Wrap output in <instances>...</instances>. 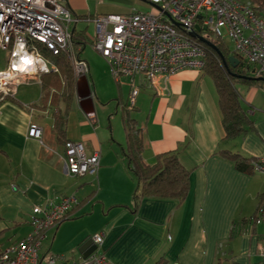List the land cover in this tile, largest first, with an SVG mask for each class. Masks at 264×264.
Masks as SVG:
<instances>
[{"label":"crops","instance_id":"obj_1","mask_svg":"<svg viewBox=\"0 0 264 264\" xmlns=\"http://www.w3.org/2000/svg\"><path fill=\"white\" fill-rule=\"evenodd\" d=\"M119 11L103 13L130 10ZM71 12L79 17L76 23L102 14ZM84 46L73 49L88 73L80 79L73 75L64 140L82 142L88 155L98 151L100 165L95 174L81 176L65 171L63 142L53 132V112L63 110L65 102L43 99L41 81L51 83L52 61L37 47L6 49L7 68L25 56L32 61L24 69L16 65L14 79L0 92V251L32 231L29 216L35 205L74 195L77 204L47 231L41 255L77 260L91 236L102 232V250L112 264H264L263 226L259 231L260 225L249 221L264 198V173L246 161L264 155V104L257 101L260 94L264 99V86L233 83L253 124L224 139L216 86L201 69L160 77L156 89L141 85L128 109L129 91L122 92V82L115 86L103 57L86 54ZM129 119L142 131L145 164L173 152L189 170L182 201L146 194L135 199L137 182L125 157ZM32 124L41 130L40 138L28 135ZM224 150L238 154L242 168L223 157Z\"/></svg>","mask_w":264,"mask_h":264},{"label":"built area","instance_id":"obj_2","mask_svg":"<svg viewBox=\"0 0 264 264\" xmlns=\"http://www.w3.org/2000/svg\"><path fill=\"white\" fill-rule=\"evenodd\" d=\"M137 1L150 6L151 11L131 9L124 14L102 13L87 18L94 23L92 48L108 64L114 81L120 83L124 78L129 85L128 109L132 108L141 85L156 89L160 77L203 67L205 50L195 41L201 42L198 37L208 40L207 36H211L224 42L228 39L243 68L252 77L264 78V14L251 5L241 0ZM78 20L57 0H0V49L43 44L53 54L64 53L75 78L80 79L87 75L88 65L74 54L73 27H69ZM193 32L197 37L190 35ZM16 65L10 64L5 72H0V92H5L4 86L14 79ZM28 135L40 138L41 130L32 124ZM63 146L61 160L67 174L97 172L98 151L86 154L79 141L67 140ZM251 164L254 170L264 173V155L253 158ZM77 202L74 195H69L57 202L35 205L29 216L32 231L0 251V264H112L102 250V232L91 236L95 249L86 257L69 261L51 253L40 254L47 231L66 219ZM249 221L263 226L260 254L264 261V198Z\"/></svg>","mask_w":264,"mask_h":264},{"label":"trees","instance_id":"obj_3","mask_svg":"<svg viewBox=\"0 0 264 264\" xmlns=\"http://www.w3.org/2000/svg\"><path fill=\"white\" fill-rule=\"evenodd\" d=\"M241 1L251 5L258 13L264 14V0ZM72 27L71 42L73 49L77 50L85 44V29H77L75 23ZM207 38L215 44L225 59L229 55L236 56L224 41L213 39L211 36H207ZM195 41L201 44L205 50V59L201 70L213 79L216 86L222 114L224 139L234 138L249 130L253 122L243 110L241 100L234 89L233 83L240 80L247 84L264 86V82L256 79L238 78V75L247 77L249 74V71L243 68L241 60L236 66L230 65L228 61L227 65L224 66L214 49L198 40ZM35 47L38 48L42 55L52 61L55 67V71L47 73V76L52 79L50 80L51 83L42 80L41 84L44 100L50 98L53 101L55 98H61L65 102L63 110L59 108L53 112V132L64 145L67 141L64 140V136L69 101L75 91L73 68L64 53L53 54L40 43H36ZM125 130L127 166L137 182V188L134 193L135 199L138 200L143 194H146L158 197H172L177 199L178 202L182 201L187 194L189 170L179 162L176 153L168 152L162 154L154 165L145 164L141 156L143 147L141 129L135 126L133 120L129 119L125 125ZM221 155L231 159L237 167L242 168L241 162L243 159L238 154L224 150ZM252 159L249 158L246 161L254 170L251 164Z\"/></svg>","mask_w":264,"mask_h":264},{"label":"rangeland","instance_id":"obj_4","mask_svg":"<svg viewBox=\"0 0 264 264\" xmlns=\"http://www.w3.org/2000/svg\"><path fill=\"white\" fill-rule=\"evenodd\" d=\"M63 7L71 9L77 13H87L90 15H94L96 13H103L107 11V9H110L112 12H120L119 10L123 11H129L131 9H136L140 11H147V7H143L137 0H57ZM72 24L70 23L69 27L71 28ZM77 28H83L85 29L84 34V40H85V46L83 47V52H86V54L92 53L96 56L98 55L94 49L91 46V41L94 36V23L92 21H79L76 23ZM225 44L229 47L231 50V44L228 39H225ZM7 54L8 51L6 49H0V72H5L7 68ZM99 56V55H98ZM112 78V77H111ZM121 90L124 94H126L129 91V85L126 82V80L123 78L121 80ZM112 83L116 86V82L112 78ZM238 84V83H237ZM239 85H242L239 83ZM96 86L101 87V90H106V86L101 83H97ZM6 86H4L5 88ZM3 88V89H4ZM20 88H27L26 85L20 86ZM0 86V90H1ZM106 92L104 91V94ZM258 103L264 104V99L262 98L261 94L257 99ZM105 104V102H103ZM247 105V104H246ZM248 106V105H247ZM254 108L257 106L252 105ZM259 109V108H257ZM119 117H121V114L119 113ZM122 120V119H121ZM120 120V121H121ZM257 229L259 231L262 230V226H257Z\"/></svg>","mask_w":264,"mask_h":264},{"label":"water","instance_id":"obj_5","mask_svg":"<svg viewBox=\"0 0 264 264\" xmlns=\"http://www.w3.org/2000/svg\"><path fill=\"white\" fill-rule=\"evenodd\" d=\"M199 17H200V16H198V18H199ZM194 28H195V30H198V31L200 30V28H199L198 25H195ZM202 28L205 29L204 26H203ZM190 35L193 36V37H197V34H196L195 32L190 33ZM198 39H199L202 43H204V44H206L207 46H209V47H211L212 49H214V51H215L216 54L219 56V58H220V60H221V62H222V64H223L224 66L227 65V61H228V63H229L230 65H232V66H236V65L238 64L239 60H238L237 57H235V56H233V55H229V56L227 57V59H225V57L223 56V54H222V53L220 52V50L215 46L214 43H212L211 41H209V40H207V39H205V38H203V37H198ZM238 76H239V77H245V76H241V75H238ZM250 79H256V80H260V81H263V82H264V78L250 77ZM80 85H81V83H80V81H78L76 87H77V90H79V91H80ZM84 248H85L84 251H83V250H80L81 257H86L87 255H89V254L95 249V244H93L92 240L90 239V241H89L86 245H84Z\"/></svg>","mask_w":264,"mask_h":264},{"label":"bare ground","instance_id":"obj_6","mask_svg":"<svg viewBox=\"0 0 264 264\" xmlns=\"http://www.w3.org/2000/svg\"><path fill=\"white\" fill-rule=\"evenodd\" d=\"M25 54H26V53H25ZM23 55H24V54H22V56H23ZM23 57H24V56H23ZM31 61H32V58H30L29 56H28V57L25 56V58L19 60V62H18V64H17V67H18V68H21V69H24L26 66H28V64H29ZM0 81H2V80L0 79Z\"/></svg>","mask_w":264,"mask_h":264}]
</instances>
